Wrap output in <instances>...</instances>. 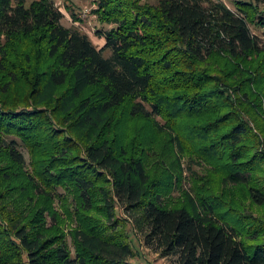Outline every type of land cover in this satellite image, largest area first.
I'll return each mask as SVG.
<instances>
[{"label":"trees","instance_id":"1","mask_svg":"<svg viewBox=\"0 0 264 264\" xmlns=\"http://www.w3.org/2000/svg\"><path fill=\"white\" fill-rule=\"evenodd\" d=\"M95 3L0 0V264H264V0Z\"/></svg>","mask_w":264,"mask_h":264},{"label":"rangeland","instance_id":"2","mask_svg":"<svg viewBox=\"0 0 264 264\" xmlns=\"http://www.w3.org/2000/svg\"><path fill=\"white\" fill-rule=\"evenodd\" d=\"M29 1L31 0H27V2ZM52 1L55 2L59 6L60 10L63 12L65 16L63 19V23L66 26L68 27L74 26L84 32L86 31L90 35L93 42L96 43L98 46H102L104 44V38L97 37L95 35L96 29L102 25L100 22L97 21L96 15L92 13V9H94L96 6L95 0H52ZM147 1L155 2V0H147ZM222 1L225 4H227L229 7L234 8V0H222ZM68 6L69 8H71V10L74 11L75 15H77L79 20H75L74 17L71 16L70 9L68 8ZM259 8L264 10V4H260ZM104 27H108V26L104 25ZM252 30L255 33L260 32L258 30H255L253 27ZM109 54H110V50L108 49L104 50L105 56H108ZM23 150L27 157L26 150L24 148ZM185 180L186 182L184 185L186 188H189L191 183L189 182L188 177L185 178ZM55 201H56V207L60 209V201H57V199ZM134 242H135V248L137 250L136 259L140 260L143 264H172L171 262L172 260L170 258L168 257L162 258L160 255L151 251L149 248L148 249L145 248V246H143V242L138 240V238L135 239ZM67 244L69 245V248L73 252L74 244L72 243L70 237L67 238Z\"/></svg>","mask_w":264,"mask_h":264}]
</instances>
